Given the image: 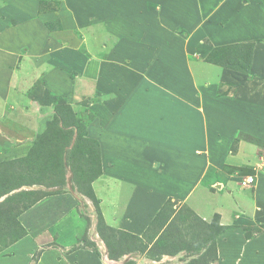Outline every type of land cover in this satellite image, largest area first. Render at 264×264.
I'll list each match as a JSON object with an SVG mask.
<instances>
[{
    "label": "crops",
    "instance_id": "obj_1",
    "mask_svg": "<svg viewBox=\"0 0 264 264\" xmlns=\"http://www.w3.org/2000/svg\"><path fill=\"white\" fill-rule=\"evenodd\" d=\"M141 1L142 4L137 0H60V10H54L56 16L64 22L67 20L65 26L87 19L107 20V27L114 26L115 33L120 37L144 38L157 43L155 54L150 45L140 59L134 54L135 64L143 65V77L139 83L133 78L137 74L131 73V78L114 75L120 86L123 80H133L142 89L137 97L134 96L136 91L133 93L136 112L131 111L127 117L118 118L122 120L123 127H116L103 135L93 134L100 142L103 169L102 174L92 182L100 199V209L111 227L142 232L167 200L182 199L206 221L218 214V225L243 221L247 225L246 230L251 229L254 233L256 225L264 224V164L258 169L257 182L249 188L253 191L249 194H240L232 187L230 182L234 174L227 173L226 169L253 168L259 164V156H264V143L248 139L250 135L264 141V0ZM202 2H221L217 16H204ZM158 5L160 13L156 12ZM193 5L199 12L196 18L191 13ZM64 10L67 13L64 14ZM37 14L38 0H0V31L5 29L2 23H7V39L10 38L13 43V48L0 44L1 70L6 69L2 66L5 61L12 63L18 57L23 58L24 54L28 59L53 60L54 53L47 50L52 35L46 31L45 40L40 41L35 22L42 17ZM13 20H22L28 35L23 36L25 32H20L23 28L17 31L19 35H13L18 29V26L14 27ZM143 20L160 21L155 28L144 32L140 24ZM172 20L186 32L180 33L170 27L168 21ZM3 38L0 37V41ZM251 41L255 44L248 72L207 60L214 42ZM2 52L8 56H1ZM199 67L204 68L205 79L214 77L217 81L198 80ZM65 71L60 70L62 73ZM57 75L63 79L62 74ZM142 81L146 83L142 85ZM51 83L48 81L51 89L56 88ZM150 87H157V90L149 96ZM141 110H145L144 116L139 115ZM8 115L12 116L9 124L13 129L8 130L12 135L0 132V140L5 138L4 144L0 142L4 145L0 146V159L18 160L27 155L34 145V140L32 143H25V140L30 138L31 130L37 133L36 120L34 117L29 119L32 129L20 134L19 116H16L19 114L13 111ZM16 125L18 132L13 133ZM231 138L234 141L240 138V141L229 154V149H233L229 146L234 142ZM240 160L244 161L240 163ZM84 201L73 191L40 198L19 215L22 225L29 230L26 237L30 240L38 235L40 238L59 230L69 232L70 236L64 241H70L73 234L69 221L62 223V218L57 219L67 206H72L78 213L76 207H82ZM90 204L93 210L94 206ZM217 238V264H264V231L248 235V230L239 231L231 227ZM76 246L75 251L67 254L68 258L76 257L78 260L80 257L83 264L105 263V259L97 254L99 248L96 250L77 243ZM55 249L52 247L54 251L45 252L39 264H48V259L55 264L59 257L58 249ZM65 256L62 254L61 258ZM1 261L2 264L14 262Z\"/></svg>",
    "mask_w": 264,
    "mask_h": 264
},
{
    "label": "rangeland",
    "instance_id": "obj_2",
    "mask_svg": "<svg viewBox=\"0 0 264 264\" xmlns=\"http://www.w3.org/2000/svg\"><path fill=\"white\" fill-rule=\"evenodd\" d=\"M59 1L38 0L37 15L41 16L42 20L35 22L36 33L41 38V42L46 38L44 34L46 31L52 35L47 50L54 53L53 60L44 62V58L28 59L24 57L27 54H24L23 58L18 57L12 63L4 60L5 63L2 66L6 69H0V132L5 135L11 134L8 130L9 128L12 130L13 127L9 124V118L13 115L11 113L12 116L9 117L8 114L13 111L19 114L16 116H19L20 134L28 133L32 129L29 126V119L32 117L35 118L37 127V133L30 131L29 137L33 135L32 139L25 140V143H32L34 140V145L27 155L18 160L0 159V264L2 259H6L7 263L14 260L16 264H39L40 261L42 263L45 252L54 251L52 247L59 252L55 264H83L80 257L78 260L76 257L71 259L67 254L75 251L74 249L78 247L76 243L84 245L90 237L93 238L91 241L96 248H99L97 254L105 259L104 264H217V236L221 231L218 225L219 215L216 214L214 219L206 221L187 201L182 199L167 200L165 205L160 207V213L157 212L150 225L142 232H130L126 235L118 231V228L113 230L102 211L103 221L101 220L95 202L86 195L97 165V160L92 157L91 152L100 148V142L98 144L94 142L93 134L97 132V135H103L111 129L123 127L122 120L118 118L124 115L127 117L131 111L136 112L134 110L137 108L136 101L132 97L135 91L136 97L142 91L137 83L141 80V76L143 77V65L135 64L134 54L136 53L140 59L141 54L146 53L145 49L147 50L148 45L155 54L157 43L148 42L144 38L138 40L120 37L115 33L114 26L107 27L109 26L107 20L103 22V20L87 19L82 23L75 22L65 26L67 20L64 22L61 17L56 16L54 11L60 10ZM137 1L140 4L143 3L141 0ZM220 4L221 2H202V9L204 14L206 13L204 16L209 18L211 15L217 16V10L221 8ZM156 12H161L159 5ZM65 13L67 10H64ZM116 13L119 14L118 11ZM191 13L194 18L198 17L197 6H192ZM150 21H140L144 32L146 29L155 28L154 26L160 20ZM168 23L176 31L186 32L184 28L176 24L175 20ZM2 25L5 29L0 31V37L4 36L0 44L13 48L10 38L7 39L9 37L7 23ZM13 25L18 26L13 35L25 26L22 20H13ZM21 31L23 33L26 30L23 28ZM26 34L28 35L27 32L23 33V36ZM222 44L235 43L216 44L214 42L212 51L218 46H223ZM27 50L28 48L24 52ZM5 54L2 52L1 56ZM208 58L210 59L209 56ZM208 62L214 63L212 60ZM62 69L67 71L62 73L60 72ZM203 69L199 67L198 80L217 81L214 77L205 79ZM58 73L63 75V79L57 75ZM131 73L137 74V76L133 75L137 83L133 80H123L121 86L119 82L116 83V77L131 78ZM48 81L49 84L52 82L51 85H55L56 88L51 89ZM145 83L142 81L141 84ZM165 84L170 85L169 82ZM156 88H149V96L152 91L156 92ZM145 114V110L139 113L141 116ZM14 130L13 133L18 132L17 125L14 126ZM68 136L73 140L75 136L79 137L82 147L70 156L67 154L66 162H63L65 154L63 148L67 144ZM239 141L240 138H237L230 144L229 147L233 146V149H229V154L231 150L236 149ZM0 142L4 144L5 138ZM1 143L0 146H4ZM226 171L234 174L230 184L234 189L239 190L240 194L253 192L240 185L244 175L255 172L251 166L227 168ZM199 189L203 190L202 187ZM64 191H73L86 200L85 205L81 203L82 207L80 205L76 207L78 213L72 206H67L65 207L67 210L61 212V217L57 219L62 218V223L69 221L72 239L65 242L70 233L67 231H61V233L58 230L52 235H41L40 238L37 235L29 240L26 237L29 236V230L22 225L19 215L40 198ZM214 200L219 203L218 200ZM90 202L94 206L93 210ZM235 217L237 218L236 215ZM224 226L233 227L239 231L248 230V235L264 231V224L261 223L256 225L261 230H256L254 233L251 229L246 230L247 225L243 221ZM25 239L29 241H22ZM29 245L33 247L28 248ZM60 254L67 257L62 259ZM48 260V264H52L51 260Z\"/></svg>",
    "mask_w": 264,
    "mask_h": 264
},
{
    "label": "trees",
    "instance_id": "obj_3",
    "mask_svg": "<svg viewBox=\"0 0 264 264\" xmlns=\"http://www.w3.org/2000/svg\"><path fill=\"white\" fill-rule=\"evenodd\" d=\"M254 44H255V42L251 41V42L235 43L232 45L218 46L209 54L210 59L208 58V60H210V61L212 60L214 63L223 65L225 67H231V68L239 69L242 71H248L250 69V65L252 62V54H253ZM68 137L69 138H68L67 144L63 148V152L65 153L63 162H66V155L67 154H69V156H70L72 153H74L75 151H78L79 148L82 147L81 143L79 142V137L75 136L74 140H73V138L70 139V136H68ZM248 137H249L248 139H250L251 141H258V142L264 143V141L259 140L258 138H255V137L251 138L250 135H248ZM88 139H91V138H88ZM93 139H94V142L98 144L99 140L96 138H93ZM99 149L91 152L92 157L97 160V162H96L97 165H96L95 170H94L95 172L91 177L92 179H90V185H89L88 191L86 192V195H88L95 202L96 207H97V212H98L101 220L103 221L102 212L100 209V199L97 197V195L94 191V188L92 186V182L97 177H99L103 172L101 150H99ZM160 211L158 213H160ZM155 219H157V218H155ZM102 223L104 224V226L108 227V225H106L104 222H102ZM115 229L116 228L113 227V230H115ZM219 229L221 230L219 232V234H220V233L224 232L227 229V227L220 225ZM256 229L258 231L261 230L260 227H257ZM116 230H118V229H116ZM118 231L124 232L126 235L130 234V232H128V231H123L120 229ZM107 243L111 244L110 242H107ZM86 245H89L90 247H93L96 250H98L96 248L94 242L91 240H88L86 242Z\"/></svg>",
    "mask_w": 264,
    "mask_h": 264
},
{
    "label": "built area",
    "instance_id": "obj_4",
    "mask_svg": "<svg viewBox=\"0 0 264 264\" xmlns=\"http://www.w3.org/2000/svg\"><path fill=\"white\" fill-rule=\"evenodd\" d=\"M261 161H264V158L261 157ZM256 183V175L254 174H250L245 176L242 180H241V184L244 187H251Z\"/></svg>",
    "mask_w": 264,
    "mask_h": 264
},
{
    "label": "clouds",
    "instance_id": "obj_5",
    "mask_svg": "<svg viewBox=\"0 0 264 264\" xmlns=\"http://www.w3.org/2000/svg\"><path fill=\"white\" fill-rule=\"evenodd\" d=\"M261 157L264 158V156H259V164H256L255 166H253V169L255 170V172L250 173V174H254V175H256V182H257V171H258V169L261 168L262 164H264V161H263V162L261 161ZM250 174H246V175H244V176L242 177V179H243L245 176L250 175ZM242 179H241V180H242ZM255 184H256V183H255ZM255 184H254V185H255ZM240 185L242 186L241 181H240ZM254 185H253V186H254ZM253 186H251V187H245V188H252ZM242 187H244V186H242Z\"/></svg>",
    "mask_w": 264,
    "mask_h": 264
}]
</instances>
